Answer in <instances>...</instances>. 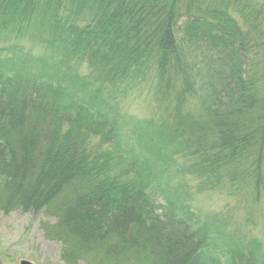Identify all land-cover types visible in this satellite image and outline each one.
<instances>
[{"label": "trees", "instance_id": "16d2710c", "mask_svg": "<svg viewBox=\"0 0 264 264\" xmlns=\"http://www.w3.org/2000/svg\"><path fill=\"white\" fill-rule=\"evenodd\" d=\"M0 31V213L54 219L65 264H264L193 207L264 201V0H0Z\"/></svg>", "mask_w": 264, "mask_h": 264}, {"label": "rangeland", "instance_id": "374dc122", "mask_svg": "<svg viewBox=\"0 0 264 264\" xmlns=\"http://www.w3.org/2000/svg\"><path fill=\"white\" fill-rule=\"evenodd\" d=\"M10 38L13 37L5 36V33L0 31V46L10 43L8 42ZM19 44L31 47L29 42ZM38 52H42V49H36V53ZM151 88V84L147 82L122 97L123 114L136 120L156 116V107L151 100L153 93ZM194 194L193 207L199 215L205 217L217 213L232 219V223L239 226L246 223L248 215L251 219L249 229L264 242V201L251 204L239 195L237 197L228 195L222 188L199 193L195 187ZM53 222L54 219L47 217L44 212L16 211L9 215L0 213V264H21L23 261L29 264H65L61 259L62 244L48 241L42 230L44 223Z\"/></svg>", "mask_w": 264, "mask_h": 264}, {"label": "water", "instance_id": "95a60500", "mask_svg": "<svg viewBox=\"0 0 264 264\" xmlns=\"http://www.w3.org/2000/svg\"><path fill=\"white\" fill-rule=\"evenodd\" d=\"M22 264H29L28 262H23Z\"/></svg>", "mask_w": 264, "mask_h": 264}]
</instances>
